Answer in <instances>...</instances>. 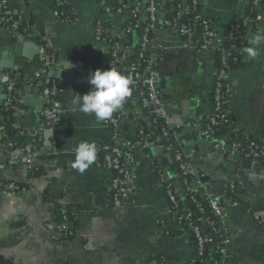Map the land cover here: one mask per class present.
I'll return each instance as SVG.
<instances>
[{"label": "crops", "instance_id": "crops-1", "mask_svg": "<svg viewBox=\"0 0 264 264\" xmlns=\"http://www.w3.org/2000/svg\"><path fill=\"white\" fill-rule=\"evenodd\" d=\"M56 1L0 0L9 15L30 20V29L46 39L57 57L46 81L55 80L60 89L54 99L63 128L46 138L43 110L50 98L41 84L30 83L42 70L40 50L25 48L16 54V47L35 42L13 38L0 24V106L7 100L9 76L12 72L21 74L23 82L16 88V95L22 107L15 111L14 127L31 137L38 134L32 141L35 157L31 166L39 172L37 177L28 176L31 169L23 157L24 146H19L22 139L19 135L4 136L0 120V179L28 186L13 195L0 191V264H187L192 256L188 238L173 220L167 196L151 170L153 160L161 157L160 148L134 150L133 191L119 210L111 207V174L99 152L83 174L72 167L74 149L81 141L94 142L99 150L107 145L110 135V129L97 122L94 115L73 111L71 99L90 90L88 77L92 72L105 70V45L94 38V22L115 20L98 10V0H67L76 15L68 22L56 14ZM249 2L254 3L260 19L256 28L246 32L244 44L237 49L239 65L228 73L232 91L229 125L219 135L203 137L206 144L202 152L190 138L176 141L190 164L202 174L196 167L201 161L212 178L204 192L195 183L202 197L225 198L234 182L243 191L225 213L222 228L228 243L220 264H264V227L258 226L247 211L264 208V161L252 164L231 149L234 137L245 133L264 142V44L256 46L259 55L254 59L244 52L252 46L253 37L264 36V0H201L202 14L222 34L227 25L245 16ZM182 41L173 30L154 35L155 44L161 46L153 52L158 88L166 110L171 102L175 106L169 120L176 117L182 121L187 133H192L191 126H195L199 135L212 111L210 95L216 72L213 53L185 48ZM69 63L71 67L65 68ZM7 64L12 68L3 67ZM51 74L55 79L49 77ZM170 85L174 87L171 102ZM147 118L145 114L141 117L145 124ZM123 119L126 126L117 142L135 146L134 124ZM151 133L150 140H157ZM165 171L174 179L172 172ZM63 206H68L77 220L76 234L69 240H63L56 223V212Z\"/></svg>", "mask_w": 264, "mask_h": 264}, {"label": "built area", "instance_id": "built-area-1", "mask_svg": "<svg viewBox=\"0 0 264 264\" xmlns=\"http://www.w3.org/2000/svg\"><path fill=\"white\" fill-rule=\"evenodd\" d=\"M177 1L175 7L172 10L170 9V13H173L172 18L170 19H163L166 13V8L164 7L166 5L165 0H119L118 7L116 8L107 5L106 0H100L97 5L98 10L101 13L109 15L115 20V23L105 22L101 19L94 22L93 35L96 41L105 45L106 63L108 60L109 68H115L121 73H123L124 70L126 71V77L131 81L130 89L137 92V102L139 103L140 109L148 118H150V124L160 123L162 127L160 137L157 140L152 141L148 138L147 134H145L143 128L132 121L135 130L138 132V138H136L134 146L129 143L118 144L117 142L119 140L118 137L120 136L117 131L119 130L120 124L124 123L123 117L129 119L128 116L131 113L129 109H123L121 114L117 116L112 115L110 119L102 121L105 126L112 129L114 132L112 140H116L115 145H106L97 150V152L102 154L101 159L104 168L111 174L110 196L111 207L113 210H119L130 200L133 191L132 183L134 182L135 176L132 171L135 162L134 150L138 149L143 152L150 151L154 148V144L156 143L158 148L170 152L175 157V160L179 164V170L182 176L181 188L183 189V192L190 194L191 202L196 205L198 212L201 214L204 213V207L202 206L200 199L197 198V189L195 187V183H199L198 179L201 174L190 164L181 150L172 148V144L177 141V132H174L173 129H168L170 128L169 116L161 93L158 90V79L155 71L156 59L153 52L154 49H160L161 46L155 44L154 35L158 31L173 30L181 39H183L182 42L185 48H194L198 51H220L223 68L214 75L212 111L205 118L203 128L199 131L201 137H206L213 133V131L226 120L227 113L223 110L226 101H224V92H222V88L224 87V83L229 81V71H226L225 69L229 54H227L223 48L224 33H219L213 27L211 21L202 14V11L198 10L200 0ZM3 11L6 12L4 4L0 2V13ZM191 11L195 14L193 22H198L201 29L196 41L193 40L194 29L192 28V22L185 20ZM161 13L163 16L160 18L159 14ZM239 19L242 20V25L244 27L248 26L250 21L246 16ZM259 19L260 17H257L256 21ZM134 20H140L144 23L139 51L135 62L130 61L128 66H123L129 59L130 52H128V49L121 47L119 40H121L126 33L131 31L130 24ZM102 23H108L110 26L103 29ZM0 24L5 26L8 33L18 40L33 41L32 37L39 36L37 32L30 28L29 29L32 31L31 35L25 36V31L17 33L16 31L19 27V21L14 20L7 12L6 16L0 17ZM236 30L237 27L234 25L229 24L226 26L225 32H227L226 36L228 40L234 38ZM262 43L264 44V41H262ZM107 44H110V46H107ZM39 50L43 66L42 70L33 77L31 85L42 84L46 81L47 75L57 64V57L54 52L53 54H47L41 47H39ZM46 82L50 84L51 89L50 91H47L50 98L49 104L43 110L44 125L46 127L58 126L60 125L59 110L55 107L54 98L58 95L60 89L57 87L55 80ZM14 85V78L13 80H8L6 85V97L8 102H10L9 98L16 94ZM225 87L227 90H231L229 86ZM125 103L126 99L123 105ZM37 135V133H34L32 137L37 139ZM241 136L244 139L245 144L241 142V138H239L238 135L235 136L231 144L232 152L236 155H240L243 160H247L252 164L264 161V146L256 140H253L252 136L246 133L241 134ZM173 138L174 140H171ZM165 142H168L167 146L164 145ZM176 144H178V142H176ZM23 151V157L29 164V168L32 169L31 163L35 157L34 145L25 144ZM190 180H193V183H191ZM165 181V177H159L160 185L164 184ZM3 187L5 193L8 195L26 191L25 189L19 188L13 182H9ZM229 190L233 192L235 186L230 184ZM164 192L170 203L173 220L178 225H181L183 221H188V226L191 228L193 237L196 241L197 256L201 257L206 246L210 243V240L203 236L198 226H193L189 223L191 216L189 210L183 211L180 215H178V212H175L174 208H176L178 204L175 195L176 191L170 188V186H167ZM201 200L206 202V207L212 213L213 219L220 222L222 225L227 209L235 204L229 198L225 197L221 199L212 195H206L205 197H202ZM247 211L251 219L258 226L264 227V208L258 210L248 208ZM63 219H66L65 215L63 216ZM213 222L214 221L207 222V224L212 227V231L216 232V228L214 227L215 223ZM57 227L62 232L66 226L62 223ZM227 239L228 238L225 237L216 242V253L222 255L226 244L228 243ZM195 262L196 258L191 256L187 264H195ZM214 264H220V261H215Z\"/></svg>", "mask_w": 264, "mask_h": 264}, {"label": "trees", "instance_id": "trees-1", "mask_svg": "<svg viewBox=\"0 0 264 264\" xmlns=\"http://www.w3.org/2000/svg\"><path fill=\"white\" fill-rule=\"evenodd\" d=\"M100 0H98L99 2ZM143 1V0H142ZM166 5L164 6L166 8V13L163 19H170L173 16V13H170L171 10L175 7L176 3L178 2L177 0H165ZM119 0H106V4L109 5L112 8L118 7ZM171 9V10H170ZM201 0L199 1V6L198 10H201ZM54 10L58 17L61 19L72 22L75 20L76 15L74 12L71 10L69 5L67 4V0H57L54 4ZM168 10V11H167ZM1 16H6V12L3 11L0 13ZM245 16L249 19L248 26L244 27L242 25V20L238 19L230 23V25H234L237 27L236 32L234 33V38L232 40L227 39V32H224V42H223V48L225 49V52L229 54V59L226 64V71H230L233 67H236L239 65L240 58L239 54L237 52V49H239L243 44H244V39L246 32L250 29H254L257 27V22H256V12H255V7L253 2H249L247 4V9L245 12ZM195 14L194 12H190L189 15L186 17V21L192 22V28L194 29V36L193 40L196 41L197 36H199L201 29L200 25L198 22H193L194 21ZM12 18L14 20L19 21V27L17 29V33H22L25 31V36L31 35L32 31L29 29L30 28V20L27 22L21 21L19 19V16L12 15ZM161 18V17H160ZM131 31L129 33H126L125 36L119 40V43L121 47H124L125 49H128V52H133L132 57L130 58V61L135 62L137 58V53L139 51V45L141 41V37L143 34V27L144 23L143 21L140 20H134L131 22ZM110 25L108 23H102L103 29L108 28ZM33 41L42 48L44 52L47 54H53V51L48 47L46 39L39 34V36L32 37ZM109 39V36H108ZM107 46H110V44H107ZM213 53V61H214V66H215V73H217L220 69L223 68L221 64V54L220 51L218 50H211ZM107 63L105 65V70L109 68V64ZM123 66H126L125 64ZM121 73V72H120ZM122 74V73H121ZM15 79V85L14 88L16 89L19 87V85L23 82V77L21 74H18L17 72H12L11 75L9 76V80ZM32 83V81L30 82ZM225 86H229L231 88L230 82H225L224 87L222 88V92H224V101H226V104L224 105V112H226V120L223 124H221L217 129L213 131L214 134L219 135L222 132L225 131L226 127L229 125L231 117H230V112H229V99L231 96V90H227ZM42 90H47L50 91V84L46 83L44 81L41 84L40 87ZM6 89V88H5ZM213 91H214V81H213V86H212V91L210 95V101L212 103L213 99ZM137 92L131 90L130 96L126 98V103L122 105L120 109H118L113 116H117L122 113L123 109H129L131 111L130 115L128 116L130 120L133 122L139 124L145 134H147L148 138L149 135L155 133L157 135V138L160 137L162 127L161 124H151V126H147L141 119L142 116H144V112L140 109L139 103L137 102ZM10 102H8V99L6 100V103L2 106H0V120L2 122V127L4 129V136L7 138H11L13 136L19 135L21 137V142L19 143V146H24L25 144H33L32 141H36V138H33L31 136L26 135V133L22 130H19L15 128V118L14 114L17 108H21L22 104L17 98V95L15 94L14 96L9 98ZM213 105V104H212ZM142 113V114H140ZM44 121V120H43ZM125 123L120 124L119 130L117 133L120 135L122 129L125 127ZM114 132L110 128V135L107 140V145H115L116 140H112V135ZM119 138V137H118ZM136 138H138V132L136 131ZM239 138H241V142L245 144L244 139L242 138L241 135H239ZM253 140H256L252 138ZM258 143H260L262 146H264V142L256 140ZM165 146L168 145V142L164 143ZM172 148L174 149H180L178 144L173 143ZM145 151V150H144ZM148 152V151H145ZM101 158H102V154ZM263 161L257 162L261 163ZM166 168L173 173L174 179H171L166 176ZM152 172L158 176V179L160 176H163L166 178V181L164 184L161 185L163 191L166 189L167 186H170V188L174 189L176 191V200L178 202L177 207L174 208L175 212H178V215L182 214L183 211L189 210L191 216L189 219V223L193 226H198L201 230V233L203 234L204 237L210 240V243L206 246L204 253L201 257L197 256V245L196 241L193 237L191 228L188 226V221L185 222L183 221L181 224V228L183 231L186 233V236L188 238L189 246L191 248V253L194 258H196L195 264H214L215 261H220L221 260V254L216 253V242L222 240L223 238L227 237V234L225 233L224 229L222 228V224L220 222L216 221L213 219V215L210 212V210L206 207V202L204 200H201L202 196L200 195L199 192H197V198L200 199L202 206L204 207V213L201 214L198 212V209L194 203L191 202L190 199V194L184 193L183 189L181 188L182 184V176L181 172L179 170V164L175 160V157L170 153L165 150L161 151V157L155 158L153 160L152 166H151ZM39 175V172L37 169H31L29 170V175L31 178L37 177ZM13 182L16 184L19 188L21 189H28V186L26 184H21L20 182H15V181H8V180H3L0 179V191L5 192L4 190V185ZM191 183H193V180H190ZM235 186V190L231 192L228 190V193L226 195V198H229L232 200L234 203H237L239 201V198L243 194V191L239 188L236 182L232 183ZM165 193V192H164ZM252 210H258L261 208H251ZM65 215L66 219H63V216ZM172 216V215H171ZM214 221V227L216 228V232L212 231V227L207 224V222ZM56 223L57 226L60 224L64 223L65 228L62 230L63 234V240H69L73 238L76 234V226H77V220L75 214L70 210L68 206H63L60 207L57 212H56Z\"/></svg>", "mask_w": 264, "mask_h": 264}, {"label": "clouds", "instance_id": "clouds-1", "mask_svg": "<svg viewBox=\"0 0 264 264\" xmlns=\"http://www.w3.org/2000/svg\"><path fill=\"white\" fill-rule=\"evenodd\" d=\"M262 41H264V36L261 35H256L251 39L252 46L244 49L249 59H254L259 55L256 46ZM64 67H71V64ZM88 83L91 88L86 94L73 95L72 110L94 115L97 122L110 119L131 94V81L115 68H108L104 71L95 70L89 75ZM96 152L94 142L81 141L74 149L75 159L72 161V167L83 174L96 161Z\"/></svg>", "mask_w": 264, "mask_h": 264}, {"label": "water", "instance_id": "water-1", "mask_svg": "<svg viewBox=\"0 0 264 264\" xmlns=\"http://www.w3.org/2000/svg\"><path fill=\"white\" fill-rule=\"evenodd\" d=\"M162 16H163L162 13L159 14V17H162ZM32 47H33V50L39 51L38 46H37L36 43H30L28 45H25V47H23V46L16 47L15 48V53L16 54H21L22 51L25 48H32ZM132 55H133V52L131 51L130 54H129V59L125 62L126 66H128L130 64V58L132 57ZM3 67L9 68V69L12 68V66L8 65V64L4 65ZM122 75L126 76V71L125 70L123 71ZM49 77L55 79L56 75L55 74H53V75L51 74ZM173 89H174V87L172 85H170L169 86V90L170 91H169V94H168V101L169 102H171V99H172L171 92L173 91ZM158 90H159V88H158ZM171 103L167 107L168 115L169 114L174 115L173 113H175L173 111L175 106H173V104H171ZM145 122L147 123V126H151V124L149 123L150 122V118H147ZM169 125H170V128H168V129L178 128L177 139L179 141L183 142V140H185L186 138H190L191 141L197 146L198 150L200 152H202V149L204 148V145L206 144V141H205V139L203 137L201 138L198 135V131L195 130L196 129L195 126H191V130H194L192 133L184 132V128H183L184 124H183V122L180 121V120H177L176 117H174V119H172V120H169ZM46 128H47V132L45 134L46 138H48L49 136H52L53 134H56V133L60 132L63 129L62 126H59V125L58 126L46 127ZM47 140H48V142L51 141L49 139H47ZM171 140H174V138L171 139ZM49 144H51V143H49ZM154 148H158V145L156 143L154 144ZM196 167H199L200 168V172L202 173L201 176L198 179V181L200 183L199 190L204 192V188L207 187L210 182H212V178L209 176L208 171L201 164V161H198V163L196 164Z\"/></svg>", "mask_w": 264, "mask_h": 264}]
</instances>
